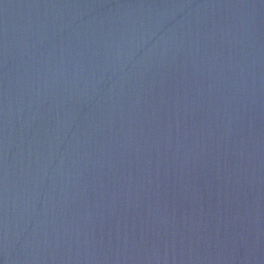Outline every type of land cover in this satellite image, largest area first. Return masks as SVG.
I'll list each match as a JSON object with an SVG mask.
<instances>
[{"label": "water", "instance_id": "water-1", "mask_svg": "<svg viewBox=\"0 0 264 264\" xmlns=\"http://www.w3.org/2000/svg\"><path fill=\"white\" fill-rule=\"evenodd\" d=\"M0 264H264V0H0Z\"/></svg>", "mask_w": 264, "mask_h": 264}]
</instances>
